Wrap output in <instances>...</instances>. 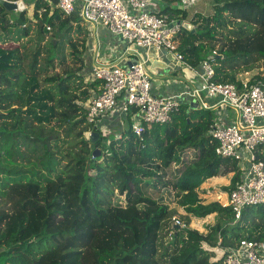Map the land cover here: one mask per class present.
Here are the masks:
<instances>
[{"label":"trees","instance_id":"16d2710c","mask_svg":"<svg viewBox=\"0 0 264 264\" xmlns=\"http://www.w3.org/2000/svg\"><path fill=\"white\" fill-rule=\"evenodd\" d=\"M211 1V14L196 12L193 29H181L179 48L195 66L210 59L215 81L241 86L238 74L264 63V0ZM27 11L0 4V264H222L244 238L264 244V205L236 219L200 196L210 178L233 172L230 192L241 176L237 161L216 152V111L183 104L139 136L132 107L121 135L101 130L88 120L101 81L84 71L87 24L48 0ZM47 25L59 39L43 49ZM250 81L264 88L262 72ZM172 196L188 227L169 239ZM211 214L218 221L207 233L190 228Z\"/></svg>","mask_w":264,"mask_h":264},{"label":"built area","instance_id":"2783aa9c","mask_svg":"<svg viewBox=\"0 0 264 264\" xmlns=\"http://www.w3.org/2000/svg\"><path fill=\"white\" fill-rule=\"evenodd\" d=\"M48 1L64 14L77 12L85 22L103 26L138 48L165 50L185 68L195 71L194 82L189 88L178 94L156 95L144 60L137 59L131 65L128 62L98 64L93 75L101 81V86L100 92L88 105L90 123L113 112L121 101L125 114L132 107L137 109L132 118V128L141 136L145 123H169L183 104L192 107L191 103L196 102L212 109L217 113L211 125V135L218 143L216 152L237 161L241 171L225 206H229L238 219L245 207L264 205V159L260 157L264 150V88L251 83L250 79L243 80L241 86L217 82L210 59H204L195 66L185 59L179 48L178 36L186 19L171 11L188 12L201 0H180L183 8L175 4L178 0ZM47 28L52 29L51 25ZM229 111L236 114L235 119ZM170 223L169 239L174 238L175 227H188L177 214L171 217ZM227 250L222 264H264V244L258 240L244 238Z\"/></svg>","mask_w":264,"mask_h":264},{"label":"crops","instance_id":"0c3cea01","mask_svg":"<svg viewBox=\"0 0 264 264\" xmlns=\"http://www.w3.org/2000/svg\"><path fill=\"white\" fill-rule=\"evenodd\" d=\"M77 15L80 17V14L77 13ZM85 24L89 25L91 29L88 31L87 39L88 48H90L89 50L92 57L84 70L89 80L92 81L94 79L93 70L98 64H123L124 62H133L137 59H142L146 62V66L151 73L152 90L154 94H178L192 86L195 71L185 68L181 62L176 60L165 50L156 51L138 48L122 40L120 37L115 36L103 26ZM95 47L97 48L94 53ZM115 47L118 49L116 52ZM100 86L101 83L100 85L97 84L95 88L100 90ZM121 104L122 102L119 101L117 108L113 112L97 118L96 124L101 130L108 132V128H111L109 129L110 131L115 125H118L119 129H122L121 131L125 129V122L123 128L120 126L123 119L121 118L123 115ZM229 113L231 117H233L232 119H235L236 114L233 111H229ZM126 116L125 114L123 117L126 119Z\"/></svg>","mask_w":264,"mask_h":264},{"label":"rangeland","instance_id":"374dc122","mask_svg":"<svg viewBox=\"0 0 264 264\" xmlns=\"http://www.w3.org/2000/svg\"><path fill=\"white\" fill-rule=\"evenodd\" d=\"M24 1H25L26 6H27L26 10H28L27 12L30 14L32 12V6L34 3V0H24ZM175 4L179 5V7L183 8L182 7L183 3L180 0H178ZM213 5H214V2H212L211 0H201L200 2L198 1L197 5H195L190 11H188V17H187L186 21L191 22L190 19H191L192 15L196 12H201V13L206 14V15L211 14L213 11ZM85 23H87V22H85ZM86 26L88 28V31L91 30L89 25H86ZM50 31L51 32L45 36V39L43 42V46H44L43 49H45V46L48 45L50 42L56 41L59 39V37H57L55 35L54 31L53 32H52V30H50ZM30 38H35V36L31 35V37H29V38L22 39V41L18 42L17 44L20 45L21 42L25 43ZM131 45H133V44H131ZM33 46H34V43L32 41L28 43V49L33 48ZM133 46H135V45H133ZM96 48L97 47L94 48V53L96 51ZM89 49L90 48H88L86 53H85L86 66L88 65V62H89V60H91V57H92ZM21 50L24 51L23 48ZM116 51H118V49L115 47V52ZM28 52H30V51H28ZM259 72H262V75H264V63L263 62H260L258 65L254 66L253 68H251L249 70H245V71L239 73L238 78L241 80L251 79L255 74H257ZM122 113H123V115L121 118H123V119H122V123H120V126L123 128L124 122H125V120H124L125 117H123V116H125V113L124 112H122ZM261 121H263V120H261ZM112 128L113 129L110 131H109V129H111V128H108V133L112 134V135H121L122 134L121 132H123V131H125V129H127V127L125 126V129L123 131H121L122 129H119L118 125H115ZM232 176H233V172H231L227 175H224V176L219 175V176L210 178L207 181H205L202 184L201 188L199 189V193H200V196L202 197V200L204 202H211L213 200H219L223 205H225L227 202L228 194L230 193L229 191L225 190V187L230 186L231 181H232ZM168 203H169L170 207L176 209V214L180 218H181V216H183L185 214L184 208H182L178 204L176 197L172 196L170 200L168 199ZM217 221H218V217L215 214L208 215L204 219L192 218L190 228H195V229L200 230L201 232L207 233L209 231V227L212 225H215L217 223Z\"/></svg>","mask_w":264,"mask_h":264},{"label":"water","instance_id":"95a60500","mask_svg":"<svg viewBox=\"0 0 264 264\" xmlns=\"http://www.w3.org/2000/svg\"><path fill=\"white\" fill-rule=\"evenodd\" d=\"M0 4L4 5L10 11H24L26 9V4H25L24 0H17V1L0 0ZM182 24H183V27H185V28L193 29V24L191 22L184 21ZM133 62L131 61L128 63H129V65H131V63H133ZM191 105L193 108H199L198 103H196V102L191 103ZM99 136H100V134L97 131H94L91 133V141L93 144L97 141ZM98 151H99V149L96 148L94 150V155H98Z\"/></svg>","mask_w":264,"mask_h":264},{"label":"clouds","instance_id":"9594fccd","mask_svg":"<svg viewBox=\"0 0 264 264\" xmlns=\"http://www.w3.org/2000/svg\"><path fill=\"white\" fill-rule=\"evenodd\" d=\"M9 1H11V0H9ZM51 30H52V29H51ZM198 106H199V104H198ZM201 107H203V106L200 105L199 108H201ZM203 108H204V107H203Z\"/></svg>","mask_w":264,"mask_h":264}]
</instances>
